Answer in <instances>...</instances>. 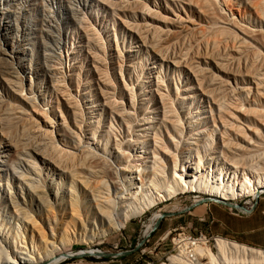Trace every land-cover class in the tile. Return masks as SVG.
Returning a JSON list of instances; mask_svg holds the SVG:
<instances>
[{"label":"rangeland","instance_id":"374dc122","mask_svg":"<svg viewBox=\"0 0 264 264\" xmlns=\"http://www.w3.org/2000/svg\"><path fill=\"white\" fill-rule=\"evenodd\" d=\"M263 4L264 0H0V96L7 99L11 96L12 101L19 97L20 92L15 86L18 76L24 86L23 94L52 117L55 122L53 132L60 146L67 140L68 143L76 142L77 138L73 136L76 134L82 138L83 146L88 142L92 147L98 141L101 147L110 138L109 143L115 139L131 140L130 143L140 140L141 145L137 142V155L142 156V161H145V157L146 161L151 160L148 154L153 143L147 138H151L153 129L161 125L159 128L163 131L160 123L162 105L165 109L168 107L167 110L174 107L173 110L183 118L182 127L188 125L178 144L181 149L186 148L183 150L184 155L192 157L198 150L207 156L210 151L204 154L199 143H203L212 128L209 106L214 108L215 115L213 96H222L233 89L229 87L240 90L253 87L247 72L251 65L247 61L252 55H237L235 37H244L241 28L264 29ZM246 40L253 43L250 50L255 49L254 46L262 49L256 41L248 37ZM217 64L225 73L219 72ZM257 64L259 69L263 67V62ZM49 75H54V79H62L64 75L65 82L60 83L62 86H56ZM199 78L203 81L202 85L197 82ZM215 79H219L221 85L218 86L219 82ZM68 93L72 95L67 96ZM116 101L118 104L121 102L123 109ZM104 102H111L114 108L117 104V110L121 109L125 114L120 117L115 114L108 116L105 107L101 106ZM22 103L28 113L35 115L29 106L32 103ZM8 117L12 118L10 121L8 119V130L13 140L21 141L22 138L21 143L18 142V147L22 145L20 154L28 151L37 140L36 144L41 141V137L38 138L31 131L28 116L9 114ZM123 118L127 120L122 122ZM110 123L115 130L114 135L111 129L108 131L111 133L108 138L101 129ZM78 124L82 129L75 130L74 126ZM143 128L152 130H149L144 141ZM92 132L96 137L94 135L93 138ZM167 157L169 159L171 156ZM43 167L44 174L48 173L49 167ZM4 175L5 172L0 171V178ZM53 179H57L54 182L59 181L56 175ZM116 180L119 181L116 184L118 186L121 179L115 178L114 182ZM0 184V190H3L5 176ZM260 197H264V193ZM259 198L240 196L233 201H221L203 193L180 194L131 218L117 232L93 237L86 243L78 241L66 245L57 252V258H61L57 264L93 257L62 259L64 254L86 249L102 252L133 250L137 251L143 264H163L168 263L170 256L183 255L179 247L183 242H187L184 246V259L196 257L201 264H207V257L198 256L195 249L200 247L217 253L215 239L222 238L212 236L209 207L217 204L230 213L246 215L223 202L245 211V208L252 205L255 209ZM5 210H0V227L2 224L5 230L10 231L15 224L14 214L11 217V210ZM155 213L172 215L161 218L148 236H142L146 224ZM203 213L205 218L202 217ZM45 214H34L36 227H39ZM50 214L53 213L48 212L46 215ZM54 214L59 220H67V212L64 210L57 213L54 211ZM204 219L205 222H202ZM2 221H5L4 225ZM161 225L162 230H158ZM243 257L233 253L227 254L225 258L230 264H259L260 260H264L256 258L258 262L249 256L244 257V260ZM248 259L251 263H248ZM221 260L217 264L224 262ZM261 263L264 264V261Z\"/></svg>","mask_w":264,"mask_h":264},{"label":"bare ground","instance_id":"6f19581e","mask_svg":"<svg viewBox=\"0 0 264 264\" xmlns=\"http://www.w3.org/2000/svg\"><path fill=\"white\" fill-rule=\"evenodd\" d=\"M262 14L264 15V4ZM240 31L244 37L240 35L235 37V43H237L235 52L237 55H252L247 61L251 63L247 72L251 77L250 83L253 87L241 90L229 87L233 89L228 90L222 96L219 94V97L213 96L215 115L214 108L209 106L212 128L208 135L205 134L207 136H203L205 138H203V143H199L204 154L210 151L207 156L198 150L192 157L184 155L183 150L186 148L181 149L178 144L188 125L183 128L181 114L176 113V110H173L174 107L172 109L169 107L170 109L167 110L168 107L165 109L163 105L162 118L159 117L162 119L160 123H162L163 131H160V125L153 129L151 136L149 135L151 138H147L153 143L152 146L150 145L152 150L149 151L151 156L148 154L151 157L150 161H146V157L145 161H142L140 160L142 156L137 155L139 149L137 142L140 140L130 143L131 140L128 142L121 139L116 140L115 136V140L109 143L111 138L108 136L111 133L109 134L108 131L111 129L113 133L115 130L111 128V123L108 127L101 129L110 138L108 140L106 137L107 140L104 144L102 143L101 147L98 140L94 147L88 142H85L86 146H83V140L78 134L73 135L77 138L76 142L73 140V143H68L69 140L67 142L61 140L64 145L60 146L53 132L55 122L52 121V117L47 111L36 107L34 100L23 94L24 86L17 76L14 82L20 92L19 97H15L12 101L11 96L8 99L0 96V110L2 111L0 113V135L3 137L0 141V171L5 172V188L0 190V208L10 209V215L14 214L15 221V224L12 222L13 227L10 225L12 227L10 231L5 230L1 224L0 264L60 263L58 260L61 258H57V252L66 245H72L78 241L86 243L93 237H102L107 233L117 232L124 228L131 218L138 217L159 203L180 194L203 193L221 201H233L240 196L259 198L264 193V29L241 28ZM247 37L256 41L262 49L254 46L255 49L250 50L253 43L246 40ZM257 62H263V67L259 69ZM217 68L219 72L225 73L218 64ZM49 79L55 82L56 86L65 82L64 75L62 79H54V75H49ZM197 82L202 85L203 81L199 78ZM218 82H216L218 86L221 85V81ZM68 94L67 96L72 95ZM131 97L130 101L133 102ZM22 101L28 105L32 103L29 106L35 115L28 113ZM110 103L104 102L101 106L105 107L108 116L115 114L116 117H120L124 112L122 113L121 109V111L117 110V101L115 108ZM118 105L121 106V102ZM121 108L123 109L122 106ZM5 114L28 116L31 131L38 135V138L41 137V141L39 140L40 142L36 144L37 140L34 145L31 144L32 146L29 144L28 151L23 147L26 152L22 150L24 153L20 154L22 145L18 147L20 146L18 142L21 143L22 138L21 141H16L17 143L13 140V135L11 136L8 130L12 115L6 117ZM16 117L18 119V116ZM126 118H123L122 122L124 119L126 121ZM184 121L188 122L185 119ZM79 125L74 126L75 130L82 129ZM148 128H143V135L140 133L143 136L142 141L149 133ZM131 134L134 133L131 132ZM94 135L95 133L93 138ZM167 156L171 157L168 159ZM43 166H47V169L49 167L48 173L44 174ZM54 175L58 177V182H54L57 180L53 179ZM4 176H1V182ZM115 178L121 179L118 186L116 184L119 181L114 182ZM59 210L67 212L66 221L57 219L54 211L57 213ZM48 212L53 213V217L51 214V217L46 215ZM42 213L46 214L38 224L39 227H36L37 221L34 214L41 215ZM160 216V213H155L150 218L142 236H148L153 231ZM186 243L183 242L179 246L181 247L180 253L183 252V255ZM215 245L218 249L217 253L200 247H197L195 252L198 256L207 257V264H217L220 258H222L221 262L224 260L226 264H230L225 257L233 253L241 254L245 258L253 257L258 262L259 259L264 258V251L224 238L215 239ZM99 252L100 250L94 249L80 250L64 254L62 259L81 254L97 255ZM183 255L170 256L168 263L163 264H201L194 255L195 258L191 257V260L184 259ZM249 260L248 263H251ZM263 261L260 260L259 264Z\"/></svg>","mask_w":264,"mask_h":264},{"label":"crops","instance_id":"0c3cea01","mask_svg":"<svg viewBox=\"0 0 264 264\" xmlns=\"http://www.w3.org/2000/svg\"><path fill=\"white\" fill-rule=\"evenodd\" d=\"M209 212L212 219V227L210 228L212 236L264 249V197H260L255 209L246 215L230 213L228 209L217 204L211 205ZM202 217L205 218L204 213ZM197 221H200V219H197ZM202 222H205V219ZM197 224L199 226V223ZM158 230H162V225ZM104 253L105 255L101 258L75 259L62 264H143L137 251L124 250L123 252H112L107 250Z\"/></svg>","mask_w":264,"mask_h":264},{"label":"water","instance_id":"95a60500","mask_svg":"<svg viewBox=\"0 0 264 264\" xmlns=\"http://www.w3.org/2000/svg\"><path fill=\"white\" fill-rule=\"evenodd\" d=\"M223 203H224L225 205H228V206L233 207V208H235V209H239L238 206H232V205H229L230 203H227V202H223ZM171 215H172L171 213H161L160 219L163 218V217H166V216H171ZM160 219H159V220H160ZM97 255H98V256H104L105 253H104V252L101 253V251H100ZM88 256H92V254L74 255V256H71V257L69 256L68 259H69V258H75V257L82 258V257H88Z\"/></svg>","mask_w":264,"mask_h":264},{"label":"built area","instance_id":"2783aa9c","mask_svg":"<svg viewBox=\"0 0 264 264\" xmlns=\"http://www.w3.org/2000/svg\"><path fill=\"white\" fill-rule=\"evenodd\" d=\"M254 210V208H253V205L252 206H250V207H248V208H245V211H242V210H236V211H240L241 213H243V214H249V213H251L252 211ZM94 258L96 257V258H101L102 256H94V255H92Z\"/></svg>","mask_w":264,"mask_h":264}]
</instances>
